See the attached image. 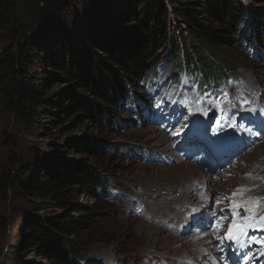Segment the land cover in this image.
Instances as JSON below:
<instances>
[{
    "label": "rangeland",
    "instance_id": "1",
    "mask_svg": "<svg viewBox=\"0 0 264 264\" xmlns=\"http://www.w3.org/2000/svg\"><path fill=\"white\" fill-rule=\"evenodd\" d=\"M35 2L36 0H0V7H5L8 12L7 19L19 21L22 25H25L24 27L27 31L26 37H29L38 25V9L41 7H37ZM114 2L116 3V1ZM248 3L250 5L246 6L250 10V16L257 19L264 15V3L262 1L258 0ZM70 5L72 10L66 14L64 21H68V25H75L76 19H80L79 14L81 9L76 2ZM256 7L258 8L255 9ZM55 32L54 30L47 32L46 30H39L37 33L40 36L45 34V37L49 38V34L52 35ZM171 34L177 36L175 28L171 29ZM7 41H9L7 32L4 30L0 31V50L7 45ZM161 54H163L162 58H160ZM171 54L172 50L166 48L157 57L161 65L166 64L164 69L169 68L175 63L177 65L180 63L179 56V59L174 61L175 63L172 62L173 58L177 57V54L174 56ZM238 58H240L239 61L234 58L235 67L237 68L235 75L239 76L238 81L235 82V86L230 88L228 82H225V95L216 102L206 103L208 106L207 111L209 112L208 116L212 117L206 136L212 142L217 140L215 136L216 130L213 128L215 119L218 116L219 118H225L230 111H233L235 113L232 114V117H228L231 121L233 120V116L240 114L241 109H243V103L238 102L240 96L237 92H234L235 90H241V93L254 94L255 100L259 97L258 94L260 92H256L252 88L253 81L250 73L239 69V64L244 66L249 65L248 59L243 57L242 54H239ZM29 66L32 68L31 70L34 69L37 73L42 71L47 76L45 78L46 83H56V81L55 83L51 81L52 77L48 76L50 72L46 70L44 65L40 66L32 62V65L30 64ZM4 71L5 69L0 63V264H47L43 258L37 257L36 253H28V257L26 258L21 254V248L27 243V236L25 234L26 224L34 215L61 219L66 213V211L53 205L51 200H47L43 205L34 206L35 208L44 209L36 214L29 206V201L32 200L25 196L22 197L18 193L17 182L12 185L8 182L5 183L6 179L10 176L19 178L27 166L31 168L38 164V158L54 159L56 162H59L68 152L67 148L64 149L66 145L67 147L70 146L66 142L67 139L77 141L81 137H89L90 140L96 142L100 149L99 154L96 156V159L89 157L88 154L83 156L78 155L75 159L89 166L93 165L94 168L100 169L101 172H108L114 184L135 195L142 192H137L133 189H137L141 185L147 187L148 197L145 196V208L148 211H154L155 221L159 222L147 223L144 219L135 218L127 213L128 208H126V205L136 202L138 198L132 200L123 199L119 204H115L110 201L94 198L90 193L85 192L83 194L82 190L73 192L70 200L72 205L81 209L86 207L95 215L92 217L94 224L91 227H87V230H81L77 237L68 241L72 242L76 248H80L82 264H145L151 262V258H146L148 256L155 257L162 262L155 261L151 264H173L172 261L165 260L163 255H166L167 252L161 251V248L158 247L159 244L161 243L162 247L172 245L174 249H180L182 243L184 244L187 241L207 244L208 251L217 249L213 255L208 257V260L213 264H217L216 253H220L223 263L227 264L223 234L228 221L234 219V216L232 211H225V208L233 209V206L227 202V199L221 198V193H217L225 192L229 185L222 184L221 180L226 176L227 169H225L221 161H218L207 153L202 143L195 140V136L193 135L198 134V131L189 127L186 117L189 114L184 110L182 104L178 102L172 109L168 115L169 118L165 120V127L163 128H154L151 124H145L140 128L123 131L104 124L98 129L97 123L84 120L80 129L67 133V138L64 139L59 137L58 132L51 128L49 131H39L38 124L33 121V118L21 115L10 106L5 94L8 79ZM153 77L154 79L150 87L154 93L159 92L161 89L162 79L169 80L162 88V93L164 94L160 92L156 96L160 100L166 97L168 101V97L165 94H167L170 88H176L179 85L180 75L168 70L162 71L155 67L148 74L150 80ZM58 84L59 88L57 92L49 98H45L44 101L55 100L56 94L60 95L61 91L68 89L65 82H59ZM139 86V89L135 92L136 97L146 98L153 113L161 111L164 104L154 99L155 95L150 94L147 88ZM56 102L58 101L56 100ZM165 104V109L173 106V103L170 102ZM39 106L40 104L35 103L32 107L36 109ZM259 107L264 109V99L260 103H257L256 108L259 109ZM27 108V106H24V111ZM118 116L129 119L128 115L124 112H121ZM243 127L244 129L250 127L244 133L248 139H250L254 131L260 132L255 127L251 129L253 127L252 123L246 124V122H241L239 129ZM101 131L104 132V135H100ZM156 140H162V142L157 143ZM118 141H120L121 146H118ZM199 144L201 145L198 146ZM114 145L122 151L125 150L126 153L119 155L113 152L111 148ZM196 146H198L197 151L193 153L188 152ZM139 147L153 149L158 155L156 162L149 164L147 160L138 159L142 156L133 155L131 150L133 149L135 152ZM245 149L250 150L249 146ZM237 155L240 154H236L235 156ZM250 155H255L262 159L264 166V142ZM250 155L246 153L240 155L238 161L241 162L246 159L242 162L237 172H242L241 169L244 167V163L248 162L247 158ZM179 166L195 170L197 173L200 171L207 176L209 186L198 193V195L202 196L201 198L207 199L205 202H200L199 199H192L189 202L185 200L189 187L195 182H203L204 179L201 175L190 174L188 171H184V169L178 170ZM155 169H159V173L153 174L152 171ZM173 171L176 172L174 173ZM28 175L33 178L35 173L31 171ZM152 176L158 177L159 180L153 181ZM15 178L11 180L15 181ZM171 189H175L176 192L168 194L167 192ZM162 190L167 192L164 193ZM150 191H155V194L158 195L164 194L158 197L157 205H150ZM143 195H145L144 191ZM189 196L191 195L189 194ZM262 198L263 202L260 203L258 212L261 207H264V194H262ZM164 203H168V205ZM162 207L164 208L163 212L167 213V216L163 215V212L160 210ZM196 208L198 210L197 216L190 217L189 214H192V210ZM259 217L258 215L256 219ZM165 220H169L170 223L168 225L160 223ZM139 223L149 227V229H139L137 226ZM206 224L207 226H205ZM256 226H253V228ZM180 229L183 231V235L181 236L182 242L170 244L167 241L168 238L165 236L168 232H178ZM258 230V245L249 250V258L251 261L254 259L257 262L251 264H264V228L258 226ZM142 231L148 234H141L140 232ZM192 233H194V236H192ZM151 246L153 247L151 248ZM147 249H150V251L147 252Z\"/></svg>",
    "mask_w": 264,
    "mask_h": 264
},
{
    "label": "trees",
    "instance_id": "2",
    "mask_svg": "<svg viewBox=\"0 0 264 264\" xmlns=\"http://www.w3.org/2000/svg\"><path fill=\"white\" fill-rule=\"evenodd\" d=\"M73 2L81 9L80 19L68 25L64 18ZM35 4L41 7L39 21L29 37L25 25L8 20L6 8L0 7V31L9 35L7 45L0 50V63L8 79L5 94L10 106L33 118L39 131L51 128L64 139L67 133L80 129L84 120L97 123L98 129L113 125L124 101L129 106L137 104L129 91L157 65L156 54L171 32L170 26L188 36L190 43L183 42V51L191 66L204 67L211 74L219 69L212 59L235 48L237 13L231 6L245 14L240 0H36ZM168 16L171 23L166 22ZM39 30L56 32L47 38L38 35ZM174 47L176 51L178 45ZM32 62L44 65L56 83H46L42 71L31 70ZM118 75L125 77L124 96H119L115 87ZM59 82H65L68 89L58 91L55 100L44 101L57 92ZM35 103L39 108L32 107ZM24 106L28 107L25 111ZM66 142L70 146L64 147L68 152L61 161L38 158V164L27 166L22 176L5 181L17 182L18 193L32 200L29 206L36 214L44 209L34 206L47 200L66 211L61 219L34 215L26 224L27 243L21 254L26 258L28 253H36L47 264H65L67 250L76 251L79 257L78 248L68 241L91 227L95 215L86 207L73 206L70 200L73 192L93 193V185L104 182L92 170L93 165L75 159L86 154L96 159L98 144L89 137L77 141L68 138ZM31 171L33 178L28 175Z\"/></svg>",
    "mask_w": 264,
    "mask_h": 264
},
{
    "label": "bare ground",
    "instance_id": "3",
    "mask_svg": "<svg viewBox=\"0 0 264 264\" xmlns=\"http://www.w3.org/2000/svg\"><path fill=\"white\" fill-rule=\"evenodd\" d=\"M260 1H262L264 3V0H260ZM252 2H256V1L252 0L251 3ZM165 4L167 6H169L168 3L165 2ZM240 4H241V0H240ZM231 7L237 13L236 24H235V27H234V28H236V35L239 36V37H241L244 40V43H246L247 40L251 37L250 34L248 33V29H254V31H255V38L257 39V41H259V38H258V25L256 24V25L252 26V24L244 23L243 21L246 20L245 14L243 12H241L240 9H238L237 6H235L234 8H233V6H231ZM257 8L258 7H256L255 9H257ZM242 17H243V21H242ZM251 19H250V21H252ZM166 22L171 23L170 20H169V16H168ZM252 23H253V21H252ZM257 23L259 25H261V22L260 21H257ZM170 29H171V26H170ZM173 38L174 37L172 36L171 32L170 33L167 32V39H166V41H164L163 43L160 44L161 49H159V51H157L156 57H158V55L160 54V52L163 51L164 49L170 48L172 50L173 56L175 54H177V57L173 58V61L172 62L177 61L179 59V57H180V63H179V65H177L175 62H174L175 63L174 65L176 67H180L183 70V57H181V52L179 51V49H177L175 51L174 48H171L174 45H180V42H178L177 39L176 40H173ZM260 46L263 48L262 44H260ZM157 49H158V47H155L154 48V51H156ZM151 53H154V52L151 51ZM173 56H170V57H173ZM162 57H163V54H161L160 58H162ZM157 63L158 64H161L160 61H159V59H157ZM254 63L255 64H258L259 62L258 61H254ZM247 72L250 73V74L255 73V71H253L251 69H248ZM180 76H182V74ZM183 78H184V75H183ZM227 78H231L230 80L231 81H234V82H237L238 81V78L235 77V76H233V77L226 76V78H224V79L226 80ZM124 79H125V77L123 75H118L115 78V80H114L115 87H116V90H117V93H118L119 96H124L125 95V93H124ZM153 79H154V77L150 80L149 86H151ZM263 82H264V70L259 73V75L257 77V80H256V85L258 87L259 92H264V89L260 87V85H262ZM138 89H139V85H138L137 88H135L133 90L134 95H136L135 92ZM240 91L241 90H238V91L235 90L234 92H237L238 95L241 97L244 94L241 93ZM131 94H132V92H131ZM224 95H225V93H224ZM258 100H259V98L257 99V101ZM148 109H149V103L147 102V100H142L141 120H140V122H142V126H144L146 124L145 123V120H146L147 115H148ZM259 110H263V108H260L259 107ZM120 113H118V115ZM120 119L121 118L119 116H116V118L114 120V125L115 126H116V124H118V120H120ZM156 142L157 143H161L162 140H156ZM118 146H121L120 141H118ZM261 152H263V151H261ZM60 161H61V159H60ZM247 161L250 164V165H247L245 167V169L248 172V175L243 180L248 185H251V183L253 181H255L258 177H260L264 173V166H263V160L260 159L259 157L255 156V155L248 156ZM177 169L178 170H183L184 169V171H188V173H190V174H198V175H201L203 179L205 178V174L201 173L200 171H198V173H197L195 170H191V169L189 170L188 168H186L184 166H182V167L179 166V168H177ZM158 170L159 169L153 170L152 171L153 174L159 173ZM173 172L175 173L176 171H173ZM152 180L153 181H157V180H159V178L158 177H155V176H152ZM203 184H208V181L207 182H204V183L201 182L199 184H195V183L192 184L189 187V189H188V191H187V193L185 195V200H187L189 202L192 199H199L198 191L202 190ZM223 184H228V183H223ZM231 187H232V184H229L228 187H227V189H231ZM242 187H244V186L242 185ZM205 188H207V186ZM245 189H247V188H245ZM254 190H255V193L254 194L255 195H258V194H260L264 190V188L257 187V188H254ZM162 192L166 193L167 191L162 190ZM171 192H176V190L175 189H171L167 193L168 194H172ZM190 193H194V195H195L194 198H193V196H189ZM121 195H122V193H120V192H114L112 194V196H114V197H119ZM162 195H164V194H160V196H162ZM165 195H167V194H165ZM233 202H235V200H233ZM197 203H199V201H197ZM164 204H167L168 205V203H164ZM231 204H233V203H231ZM132 205L133 206H137L138 204H132ZM251 208H253L254 210H257L256 217L258 215L261 216V215L264 214V208H260V211L259 212H258L259 207L257 205H253V207H251ZM160 210L163 212L164 211V208L162 207V209H160ZM146 213L147 214L144 215V220L147 223H149V222L153 223L155 221V218L153 216V211H147ZM163 215L167 216V213H164L163 212ZM169 215H170V213H169ZM137 226H138L139 229H142V228L149 229V227H146L145 225H143L141 223H139ZM205 226H207V224ZM255 228H258V226H256ZM189 231H191V230H189ZM246 231L248 232V235H245L243 237H240V239H239L240 241L238 243V246H239L240 252H241V247H243V246H245V247H254V245H258V241L259 240H257V237L259 235L257 236L255 234H253L251 232L250 227L247 228ZM140 233L141 234H144V235H147L148 234L145 231H142ZM181 235H182V233L177 232L175 234H167L165 237L168 238L167 241L170 244H173L175 242H182ZM192 236H194V233H192ZM206 245L207 244L204 245V244H200V243H197V242H188L187 241L184 244L182 243V246H181L180 249H174L172 247V245L162 247L161 243L159 244L158 247L161 248L160 249L161 251H166L167 252L166 255L164 256V258L167 261L172 260V262L174 264H193V263H198V264H201V263L202 264H213V263H211L210 260H208V257L210 255H213L214 252L217 249H213L211 251H208ZM152 247L153 246H151V248ZM150 249H147V252H149ZM74 253H76V251H68L67 250V252H65V254H64L65 255V258H64V263L65 264H81V259L79 257H76ZM79 253H81L80 252V248H79ZM216 254H217V264H224L223 263V258L221 256V254L220 253H216ZM187 256L192 257V260L190 261L189 259H187ZM255 262H257V261L254 260V259H252V263H255Z\"/></svg>",
    "mask_w": 264,
    "mask_h": 264
},
{
    "label": "snow or ice",
    "instance_id": "4",
    "mask_svg": "<svg viewBox=\"0 0 264 264\" xmlns=\"http://www.w3.org/2000/svg\"><path fill=\"white\" fill-rule=\"evenodd\" d=\"M243 191H249V189H238L237 193L235 194H242ZM244 204H254L258 206V201H245L242 204H233V216L236 217L239 215L238 211H235L236 209H239L241 207H244ZM244 210L249 213V215L243 219H241L239 222H237L235 219L233 220L232 225L229 226L228 232H227V238L239 240L240 237L245 236L246 229L253 226H260L261 228H264V216H260L258 219H256L255 210L251 207H244Z\"/></svg>",
    "mask_w": 264,
    "mask_h": 264
}]
</instances>
